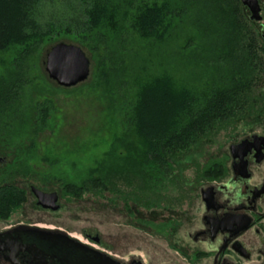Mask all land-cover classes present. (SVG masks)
<instances>
[{"label":"rangeland","instance_id":"1","mask_svg":"<svg viewBox=\"0 0 264 264\" xmlns=\"http://www.w3.org/2000/svg\"><path fill=\"white\" fill-rule=\"evenodd\" d=\"M115 1L121 7L115 27L83 32L82 26L76 27L69 19L72 14L80 20L83 18L80 0H63L56 8L44 10L47 17L62 19L70 15L68 21L54 27L57 34L54 39L38 42L29 49L15 47L10 52H0V85L8 93L17 92L12 108L20 113L19 118L15 117L16 123L8 128V136L14 143L11 145L0 134V156L6 155L14 163L27 161L41 178L64 179L80 185L93 170H101L95 177H104L111 167L117 170L116 167L123 166V153L127 156L129 152L127 144L122 142L129 139L136 103L135 75L143 71L168 73L191 87L212 86L213 92L222 87V64L209 51L222 32L218 25L209 23H217V17L205 16L204 0L196 3L169 0L175 7L176 18L169 36L161 44L138 38L130 28V17L139 2L163 0ZM125 12L130 14L128 19L123 18ZM60 42L81 47L91 61L89 78L74 87L59 86L45 70L47 53ZM105 69L107 76L101 77ZM44 109L48 120L44 127H39L40 110ZM215 155L216 151L209 148L202 157ZM5 170L6 166L0 164V174ZM52 184L44 190L62 191L54 181ZM65 199L59 212H40L45 225L71 233L86 228L116 238L121 251L135 254L141 264L170 261L163 255L155 256L154 260L153 248L161 252L166 242L151 239L143 224L131 226L125 210L119 206L114 209L108 202L104 205L90 194L78 201ZM193 209L190 207L187 215Z\"/></svg>","mask_w":264,"mask_h":264},{"label":"trees","instance_id":"2","mask_svg":"<svg viewBox=\"0 0 264 264\" xmlns=\"http://www.w3.org/2000/svg\"><path fill=\"white\" fill-rule=\"evenodd\" d=\"M61 1L0 0V52L7 53L15 47L29 49L38 42L54 39L57 36L54 27L68 21L70 15L62 19L47 17L44 10L56 8ZM204 1L205 16L218 18L217 23H209L218 25L222 32L218 41L214 40L209 47L223 67L222 87L214 92L212 86L205 89L191 87L168 73L147 74L143 71L135 75L136 103L129 139L122 142L127 144L129 152L127 156L123 153V166L116 167L117 170L111 167L104 177H95L94 174L101 170H93L80 185L50 177L42 178L43 182L62 183L70 197L90 194L100 200L105 192L113 197L120 195L126 203L136 198L144 201L146 206L148 200L162 198L165 191L174 186L172 183L180 178L181 167L193 168L197 178L205 173V168L199 169L196 158L202 157L222 133L229 135L239 126L264 117V40L258 35V27L245 16L241 0ZM80 2L83 18L80 20L72 14L73 18L69 19L76 27L82 26L83 32L117 25L121 7L115 0ZM172 5L169 0L139 2L130 17L132 32L147 42H164L176 18ZM129 15L125 12L123 18L128 19ZM106 69L101 77L107 76ZM13 93L0 85V134L11 145L14 140L8 136V128L20 114L12 108L17 95V92ZM9 110L13 119L7 114ZM42 110L39 127H44L48 120L47 110ZM14 166L0 177L2 184L19 176L36 174L27 161H16ZM195 180L187 178V183ZM191 183L187 184L188 190H192ZM18 192L15 188L0 187V213L4 217L21 204Z\"/></svg>","mask_w":264,"mask_h":264},{"label":"flooded vegetation","instance_id":"3","mask_svg":"<svg viewBox=\"0 0 264 264\" xmlns=\"http://www.w3.org/2000/svg\"><path fill=\"white\" fill-rule=\"evenodd\" d=\"M258 4V15L262 17L259 21L251 20L252 11L242 6L249 21L260 27L258 35L264 40V0H258ZM218 139L216 145L207 147L216 151L215 156L196 158L199 169L205 168L206 172L197 178L193 168L181 167L180 178L162 198H152L145 206L136 198L126 203L120 195L113 197L104 192L103 200H99L114 209L119 206L130 225L143 224L151 239L166 242L161 252L153 248L154 260L163 255L170 260L164 264H264V117L239 126L229 135L222 133ZM242 142L248 145L240 158L232 153L231 146ZM0 159V164L6 166L1 177L15 166L6 155ZM187 178L196 179L188 182L192 190L187 188ZM54 183L62 189L60 193L51 191L58 196L57 211L38 204L35 190L51 194L44 187L52 184L43 182L38 174L0 182V187L15 188L21 195L19 207L6 217L0 213V264H141L135 254L121 251L116 238L86 228L71 233L45 225L40 212H59L65 197L72 201L84 198L64 197L63 184ZM190 207L193 212L187 215ZM59 231L69 238L56 242L49 237Z\"/></svg>","mask_w":264,"mask_h":264},{"label":"water","instance_id":"4","mask_svg":"<svg viewBox=\"0 0 264 264\" xmlns=\"http://www.w3.org/2000/svg\"><path fill=\"white\" fill-rule=\"evenodd\" d=\"M241 2L252 11L251 20L259 21L262 18L258 15L260 11L258 0H241ZM45 65L49 78L61 87H74L86 81L90 76L91 61L82 48L74 44L60 42L51 47L47 53ZM247 145L245 142L233 145L231 151L237 153V157L242 158L247 150ZM1 161L2 159H0ZM35 194L38 198V204L44 209L57 211L60 208L57 204L58 196L56 193L47 194L36 189ZM50 234L53 235H49V237L56 242H64L69 238L66 232L59 231V233Z\"/></svg>","mask_w":264,"mask_h":264}]
</instances>
